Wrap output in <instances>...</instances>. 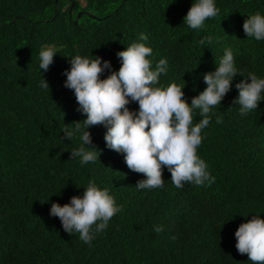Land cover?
I'll return each mask as SVG.
<instances>
[{
    "label": "trees",
    "instance_id": "obj_1",
    "mask_svg": "<svg viewBox=\"0 0 264 264\" xmlns=\"http://www.w3.org/2000/svg\"><path fill=\"white\" fill-rule=\"evenodd\" d=\"M191 3L0 0V264H252L235 248L234 232L251 214L264 219V101L240 115L232 101L238 95L234 85L244 77L235 76L201 133L197 155L215 177L210 186L176 188L163 167L162 188L138 190L143 174L105 147L102 126L89 129L98 160L83 166L66 150L79 145L78 137L68 141L61 131L85 118L73 91L63 86L62 73L70 67L66 57L90 53L117 70L116 53L141 34L153 50L148 57L153 66L168 61L160 84L185 83L189 103L204 90L202 74L215 70L225 49L233 51L245 76L264 77V41L246 37L242 29L246 16L264 14V0H216L218 15L200 30L183 23ZM208 36L213 43L201 46ZM47 44L61 47L41 76L38 53ZM42 77L49 90L40 87ZM200 118L196 110L193 122ZM89 180L107 188L122 208L91 246L78 233H65L59 218L49 215L51 202L67 203ZM159 226L163 230L154 231Z\"/></svg>",
    "mask_w": 264,
    "mask_h": 264
},
{
    "label": "clouds",
    "instance_id": "obj_2",
    "mask_svg": "<svg viewBox=\"0 0 264 264\" xmlns=\"http://www.w3.org/2000/svg\"><path fill=\"white\" fill-rule=\"evenodd\" d=\"M218 13L216 0H192L183 23L200 30L208 18ZM246 17L242 24L246 37L264 41V14L257 11ZM147 40V35L141 34L138 41L118 51L120 67L117 70L112 69L109 60L90 53L66 57L70 67L62 73L66 77L63 86L73 91L77 111L85 116L82 121L72 123L74 127L65 124L61 129L68 141L74 137L79 140L77 147L66 149L69 159L78 160L81 166L98 160L100 150L93 144L89 129L100 125L105 129V147L122 154L131 171L143 174L144 178L135 185L138 190L162 188L165 182L163 167L171 173V182L176 188H182L185 183L203 186L207 182L210 186L215 177L197 155V148L202 143V130L210 124L211 110L221 104L239 74L244 79L235 83L238 95L232 103L240 106L241 116L255 111L258 103L264 101V77L254 72L245 76L236 67L233 51L225 49L218 63L214 62L215 70L202 74L206 87L189 103L182 91L185 83L160 84V77L168 71V61L162 58L153 66L148 59L153 50L146 46ZM212 43L211 36L199 41L201 46ZM60 47L47 44L40 48L41 76L54 62ZM106 70L109 74L101 79ZM40 87L49 90L43 77ZM132 102L138 105L136 109L128 107ZM196 110L201 118L194 123ZM216 122L222 123V119L218 116ZM121 210L107 188L89 180L83 192L71 196L67 203L51 202L49 215L59 218L65 233H78L79 239L91 246L95 234L106 229L110 219ZM162 230V226L154 227L156 232ZM234 237L235 248L240 254H247L252 264H264V219L261 215L251 214L250 219L239 224Z\"/></svg>",
    "mask_w": 264,
    "mask_h": 264
},
{
    "label": "water",
    "instance_id": "obj_3",
    "mask_svg": "<svg viewBox=\"0 0 264 264\" xmlns=\"http://www.w3.org/2000/svg\"><path fill=\"white\" fill-rule=\"evenodd\" d=\"M78 17H79V14H77V19H78Z\"/></svg>",
    "mask_w": 264,
    "mask_h": 264
}]
</instances>
